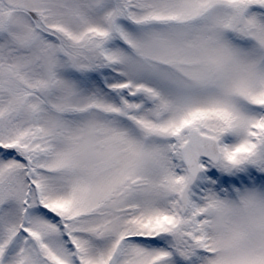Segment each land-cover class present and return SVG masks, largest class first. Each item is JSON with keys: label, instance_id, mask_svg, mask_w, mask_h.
I'll return each mask as SVG.
<instances>
[{"label": "snow or ice", "instance_id": "1", "mask_svg": "<svg viewBox=\"0 0 264 264\" xmlns=\"http://www.w3.org/2000/svg\"><path fill=\"white\" fill-rule=\"evenodd\" d=\"M0 264H264V0H0Z\"/></svg>", "mask_w": 264, "mask_h": 264}]
</instances>
